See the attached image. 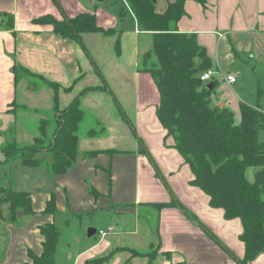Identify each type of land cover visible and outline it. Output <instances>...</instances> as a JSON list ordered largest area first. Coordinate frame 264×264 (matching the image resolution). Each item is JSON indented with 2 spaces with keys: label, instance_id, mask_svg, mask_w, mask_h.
<instances>
[{
  "label": "crops",
  "instance_id": "1",
  "mask_svg": "<svg viewBox=\"0 0 264 264\" xmlns=\"http://www.w3.org/2000/svg\"><path fill=\"white\" fill-rule=\"evenodd\" d=\"M174 1L155 0L156 11L165 12ZM184 7L177 29L195 34L206 49L216 104L229 108L236 122L242 103L264 111V0H186ZM0 11L15 17V32L0 28V187L28 192L33 210L15 219L0 218V264H25L31 262L30 252L41 255V226L52 223L60 230L55 264H149L146 255L152 251L151 264H239L245 256L242 221L227 219L223 208L210 204L167 136L157 114L159 89L151 73L140 69L153 34L141 27L127 1L0 0ZM83 12L94 13L99 27L113 31L83 32L79 42L37 20ZM15 65L36 74L22 73L33 82L25 75L17 80ZM228 74L236 82H229ZM38 79L44 83L38 85ZM55 97L60 110L78 99L86 112L81 126L88 128L82 132L80 126L74 164L53 175L49 152L38 155L44 159L40 165L22 158L5 162L3 144H32L38 134L32 133L27 115L45 119V113L55 110ZM53 123L46 126L48 135L56 129ZM25 139L30 142L22 144ZM173 197L197 220L178 206H163ZM51 198L55 213L45 211ZM87 218L105 227L87 225L97 229L89 236L83 229ZM74 222L73 239L62 244V228ZM107 227L112 231L100 236L98 230ZM249 264H264V252Z\"/></svg>",
  "mask_w": 264,
  "mask_h": 264
},
{
  "label": "trees",
  "instance_id": "2",
  "mask_svg": "<svg viewBox=\"0 0 264 264\" xmlns=\"http://www.w3.org/2000/svg\"><path fill=\"white\" fill-rule=\"evenodd\" d=\"M126 1L141 27L153 34L152 46L142 55L140 69L151 73L159 89L158 117L167 136L173 138L175 148L190 165L195 176L192 183L209 195L213 207L223 208L227 219H241L240 238L245 243V256L238 262L249 264L264 252V141L258 138L259 130L264 128V111L242 103L241 120L236 122L229 108L216 104V82L211 80L213 87L208 88V83L200 77L212 65L206 49L198 43L195 34L177 29L178 21L186 13V0L171 2L163 13L156 11L155 0ZM37 20L52 23L57 34L79 42L83 32L113 31L99 27L95 14L90 12L61 20L49 15ZM0 28L15 32L12 13L0 11ZM13 71L17 80L24 72L36 75L18 65ZM47 83L56 87L52 82ZM54 109L58 119L53 134L46 132L49 121L40 120V135L35 136L32 144L21 146L15 141L3 144L5 162L22 158L29 165H40L44 159L38 155L49 152L53 158L50 173L57 175L68 171L76 160L79 129L86 112L79 106L78 99L60 110L55 97ZM249 168H254L253 180L247 177ZM92 191L97 194L96 190ZM0 194V218L15 219L20 210L33 212L28 192L0 187ZM166 205L178 206L191 219L197 220L174 197L170 204H163ZM45 211L56 212L54 198L48 201ZM203 228L233 255L215 234ZM41 232L45 236L43 252L39 256L30 252L31 262L25 264H55L60 230L52 223L41 226ZM130 251L133 256L138 255ZM154 255L149 258V264Z\"/></svg>",
  "mask_w": 264,
  "mask_h": 264
},
{
  "label": "rangeland",
  "instance_id": "3",
  "mask_svg": "<svg viewBox=\"0 0 264 264\" xmlns=\"http://www.w3.org/2000/svg\"><path fill=\"white\" fill-rule=\"evenodd\" d=\"M22 73V72H21ZM22 75H25L23 78H25V79H27V80H29V82L30 81H32L33 82V80L29 77V76H27L26 74H22ZM29 77V78H28ZM26 80V81H27ZM36 83L38 84V85H40V84H43L44 82L43 81H41L40 79H38V81H36ZM248 83V82H247ZM29 84H31V83H29ZM29 85H27V87H28ZM248 89H249V87H248V85L245 87V91H248ZM36 90H39L38 88H36ZM28 91V90H27ZM29 92H30V90H29ZM38 93V92H37ZM39 94V93H38ZM37 94V95H38ZM33 95H34V93H33ZM21 96H19V98H20ZM20 100V99H19ZM26 106V105H25ZM39 115H41V114H39ZM43 115V114H42ZM29 118H31V120H32V125L34 126V130H33V128H32V133L34 134V135H40V132L38 131V127H39V125H40V118H39V116L38 115H36V114H29V115H27ZM44 117H45V119L44 120H48L49 122H54L53 124H52V126L54 127V124H55V126L57 127V123H56V120L58 119V115H57V113H56V111L54 110V112H52L51 114H49L48 112L47 113H45L44 114ZM47 121V122H48ZM20 125V124H19ZM55 127V128H56ZM88 128V126L86 125V123L84 124V125H82L81 126V129H80V131H85L86 129ZM28 130H29V128H28ZM28 132H30V131H28ZM259 139H260V141H264V128H262V129H260L259 130ZM28 142H30V139H25V140H23V142H22V144H26V143H28ZM21 145V144H20ZM21 146H25V145H21ZM254 175V168H249L248 169V171H247V177H248V179H250V180H252L253 179V176ZM253 176V177H252ZM0 196H1V194H0ZM89 224H91V219H89V218H87V220H85V222L83 223V229L86 231V233L88 234V227H87V225H89ZM105 223H96L95 222V224H91V225H95L96 227H105V225H104ZM77 225H76V223L74 222L68 229L67 228H62V244L63 243H65L66 241L67 242H69L68 240H71V239H73V237H74V235H75V232H76V230H77ZM61 229V228H60ZM119 251V250H118ZM155 254V252L154 251H152V252H150V253H148V255H146L148 258H150V257H152L153 255ZM151 259V258H150Z\"/></svg>",
  "mask_w": 264,
  "mask_h": 264
},
{
  "label": "built area",
  "instance_id": "4",
  "mask_svg": "<svg viewBox=\"0 0 264 264\" xmlns=\"http://www.w3.org/2000/svg\"><path fill=\"white\" fill-rule=\"evenodd\" d=\"M213 75H214V71L212 69H208L207 71L203 72L200 77H201L202 81L208 83V82H210L212 80ZM226 78L231 83L236 82V76L234 74H228ZM112 229H113L112 227H107L105 229L98 230V233H99L100 236L104 237L109 232H111Z\"/></svg>",
  "mask_w": 264,
  "mask_h": 264
},
{
  "label": "water",
  "instance_id": "5",
  "mask_svg": "<svg viewBox=\"0 0 264 264\" xmlns=\"http://www.w3.org/2000/svg\"><path fill=\"white\" fill-rule=\"evenodd\" d=\"M207 87L208 88H212L213 87V83L208 82ZM215 98H217V95L215 96ZM17 214H18V216H21L23 214V212L22 211H18ZM96 232H97L96 228L90 227L89 230H88V235L89 236H93Z\"/></svg>",
  "mask_w": 264,
  "mask_h": 264
}]
</instances>
